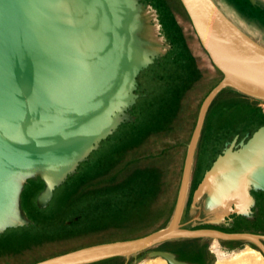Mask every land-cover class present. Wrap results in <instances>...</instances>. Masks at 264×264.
Returning a JSON list of instances; mask_svg holds the SVG:
<instances>
[{
    "label": "water",
    "instance_id": "obj_1",
    "mask_svg": "<svg viewBox=\"0 0 264 264\" xmlns=\"http://www.w3.org/2000/svg\"><path fill=\"white\" fill-rule=\"evenodd\" d=\"M247 1L264 9V0ZM179 2L222 77L198 110L169 222L142 237L86 246L32 264L127 259L167 241L195 238L247 241L264 255L262 236L181 224L212 102L230 89L264 103V46L214 0ZM230 9L238 13L233 5ZM170 49L156 10L140 0H0V235L32 224L21 200L28 181L43 183L35 204L45 209L55 189L76 174L102 141L134 121L130 110L138 98L137 78ZM236 141L237 136L225 144L193 191L190 213L199 210L208 219H197L192 227L218 226L229 215L248 217L254 204L250 192L264 193V126ZM144 257L194 264L166 250H150ZM216 259L211 255L209 264Z\"/></svg>",
    "mask_w": 264,
    "mask_h": 264
},
{
    "label": "rangeland",
    "instance_id": "obj_2",
    "mask_svg": "<svg viewBox=\"0 0 264 264\" xmlns=\"http://www.w3.org/2000/svg\"><path fill=\"white\" fill-rule=\"evenodd\" d=\"M140 1L156 10L161 34L171 49L139 74L135 92L138 98L130 110L134 121L121 125L102 142L76 174L55 189L45 209L35 205L43 183H26L22 208L32 224L0 235V264H32L89 245L146 235L169 222L198 110L222 76L203 51L179 0ZM235 9L238 13L226 12L241 22L237 17L244 15ZM246 19L243 20L253 26ZM236 93L225 89L207 112L181 218L184 228L216 227H192L197 219L208 218L199 210L190 213L191 193L226 141L235 136L243 139L264 126V103ZM233 233L264 237V228ZM235 242L237 246L220 249L221 257L229 261L235 253L252 248L264 259L255 244ZM212 243L207 238L171 240L122 258L119 264H167L158 261L160 258L145 259L150 250L179 252L177 258L188 261L191 252L203 251Z\"/></svg>",
    "mask_w": 264,
    "mask_h": 264
},
{
    "label": "flooded vegetation",
    "instance_id": "obj_3",
    "mask_svg": "<svg viewBox=\"0 0 264 264\" xmlns=\"http://www.w3.org/2000/svg\"><path fill=\"white\" fill-rule=\"evenodd\" d=\"M219 1L220 3L214 0V2L227 15L228 18L231 21H233L242 31H244L253 40H255L257 43L264 46V33H262L259 30L260 27L264 28V9H260L257 7L256 8L251 7L249 3L247 2V0L244 2L243 1L241 2V0H219ZM220 4H222L223 7H225V9H223ZM230 5H233L234 7L238 8V10L246 18H248L252 24L254 23L253 26L252 25L250 26L249 24H247L241 17H237L239 18V20H241V22L237 21L233 17H230V15H228L227 13V12L231 13ZM257 24H258V27H256ZM250 135L251 134H249L248 137H250ZM233 138L230 141H226L224 143L222 150L224 149L225 144L227 143L229 144L233 140ZM243 139L237 137L236 144ZM246 140L247 138L244 141ZM222 150L220 151V153L222 152ZM210 166L211 164L209 165V167ZM192 180H193V175L191 177V182ZM200 181H201V178L196 183L195 188L197 187ZM191 182H190V185H191ZM190 187L191 186H189V192H190ZM192 193H191V197H192ZM250 194L254 200V204L250 207V214L248 217L229 215L228 217H226L227 220H225L224 223H221L219 226L212 227L211 229L214 228L224 233H231V232L233 233V232H238L240 230L254 232L256 229L264 228V193L259 192V191H251ZM201 228H205V227H201ZM260 241L262 245H264V239H261ZM235 244H237V242L235 241H221L220 245H217V246H218V249L223 248L225 250V249L232 248L233 247L232 245H235ZM211 255H214L212 244L208 245L203 251L199 250V251L191 252L190 259L188 261L194 264H209L211 261Z\"/></svg>",
    "mask_w": 264,
    "mask_h": 264
},
{
    "label": "bare ground",
    "instance_id": "obj_4",
    "mask_svg": "<svg viewBox=\"0 0 264 264\" xmlns=\"http://www.w3.org/2000/svg\"><path fill=\"white\" fill-rule=\"evenodd\" d=\"M214 253L217 257L215 264H264V259L261 256V254L252 248H246L243 249L242 251H239L238 253H235V255H233L229 261L221 257L222 253L218 249H215ZM160 260L163 263L165 262L162 259H159L158 261ZM157 264H162V263H157Z\"/></svg>",
    "mask_w": 264,
    "mask_h": 264
},
{
    "label": "trees",
    "instance_id": "obj_5",
    "mask_svg": "<svg viewBox=\"0 0 264 264\" xmlns=\"http://www.w3.org/2000/svg\"><path fill=\"white\" fill-rule=\"evenodd\" d=\"M204 51V50H203ZM206 54V53H205ZM218 71V70H217ZM219 72V71H218ZM220 73V72H219ZM221 74V73H220ZM227 90H230V89H227ZM224 91L225 90H223L219 95H218V97L216 98V99H218L223 93H224ZM231 91V90H230ZM236 95H238V96H240V97H243V98H245V99H247V97H244V96H242V95H240V94H237L236 93ZM213 105V104H212ZM104 142V141H103ZM81 166V165H80ZM142 236H144V235H142ZM139 237H141V236H139ZM137 238V237H136ZM132 239V238H131ZM106 261H112L113 262V264H119V262L120 261H122V258H113V259H110V260H106ZM105 262V261H104ZM103 262H98V263H94V264H102Z\"/></svg>",
    "mask_w": 264,
    "mask_h": 264
},
{
    "label": "crops",
    "instance_id": "obj_6",
    "mask_svg": "<svg viewBox=\"0 0 264 264\" xmlns=\"http://www.w3.org/2000/svg\"><path fill=\"white\" fill-rule=\"evenodd\" d=\"M142 72H143V71H142ZM206 115H207V114H206ZM122 125H123V124H122ZM116 131H117V130H116ZM201 133H202V132H201ZM111 136H112V135H111ZM109 137H110V136H109ZM109 137H108V138H109ZM200 138H201V136H200ZM104 141H105V140H104ZM199 141H200V139H199ZM102 142H103V141H102ZM102 142H101V143H102ZM101 143H100V144H101ZM198 145H199V142H198ZM99 147H100V146H99ZM197 148H198V146H197ZM98 149H99V148H98ZM96 151H97V150H96ZM96 151H94V152H96ZM94 152H92V153H94ZM92 153H91V154H92ZM196 153H197V150H196ZM91 154H90V156H91ZM90 156H89V157H90ZM217 156H218V155H217ZM196 158H197V157H196V154H195V159H196ZM88 159H89V158H88ZM215 159H216V158H215ZM215 159H214V160H215ZM214 160H213V161H214ZM84 163H85V162H84ZM81 164H83V163H81ZM81 164H80V165H81ZM211 164H212V163H211ZM80 165H79V166H80ZM209 168H210V167H209ZM207 170H208V169H207ZM207 170H206V171H207ZM191 173H192V171H191ZM204 173H205V172H204ZM203 175H204V174H203ZM191 177H192V176H191ZM202 177H203V176H202ZM201 180H202V178H201ZM190 182H191V178H190ZM199 183H200V182H199ZM199 183H198V184H199ZM194 190H195V189H194ZM38 194H39V193H38ZM35 205H36V204H35ZM38 209H39V208H38ZM162 228H163V227H162ZM155 231H156V230H155ZM146 235H147V234H146ZM141 237H142V236H141ZM137 238H138V237H137ZM132 239H133V238H132ZM126 240H128V239H126ZM119 241H120V240H119ZM112 242H113V241H112ZM106 243H107V242H106ZM217 245H218V243H217L216 241H215V242L213 241V243H212V247H213V248L215 247L213 250L218 249V246H217ZM89 246H91V245H89ZM218 250L220 251V249H218Z\"/></svg>",
    "mask_w": 264,
    "mask_h": 264
}]
</instances>
